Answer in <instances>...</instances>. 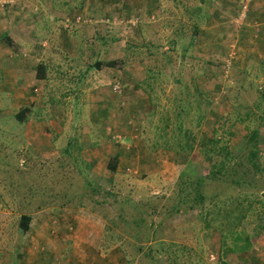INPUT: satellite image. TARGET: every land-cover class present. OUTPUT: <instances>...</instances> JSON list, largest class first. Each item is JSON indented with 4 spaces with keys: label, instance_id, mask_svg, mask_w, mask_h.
<instances>
[{
    "label": "rangeland",
    "instance_id": "1",
    "mask_svg": "<svg viewBox=\"0 0 264 264\" xmlns=\"http://www.w3.org/2000/svg\"><path fill=\"white\" fill-rule=\"evenodd\" d=\"M0 2V264H264V172L248 163L258 132L264 167V28L250 14L254 0ZM119 60L123 71L94 68ZM41 62L63 64L65 82L37 81ZM83 74L94 80L85 89ZM214 131L242 161V178L212 174L227 158L211 153ZM190 135L186 156L178 143ZM182 188L202 201L171 215ZM111 191L131 201L103 219L95 201ZM153 208L164 224L135 256L129 229L141 231L139 210Z\"/></svg>",
    "mask_w": 264,
    "mask_h": 264
},
{
    "label": "trees",
    "instance_id": "2",
    "mask_svg": "<svg viewBox=\"0 0 264 264\" xmlns=\"http://www.w3.org/2000/svg\"><path fill=\"white\" fill-rule=\"evenodd\" d=\"M7 40V38H5ZM4 39V40H5ZM1 42V40H0ZM104 66H107L109 68L112 69H118L123 71L126 67V61L125 60H119V61H112L110 63H97L95 65L94 68H98L99 70H101ZM43 78H46V68L44 65L39 66V70H38V79L43 80ZM31 114V109H24L22 110L19 115H18V119L20 122H26L29 115ZM199 120H202V117H200ZM198 126H202L201 124H198ZM185 126L182 125L180 123V127H179V135L186 134L185 130ZM215 135H214V139L211 140V144L214 145V150L211 152L212 154H216L218 153L219 155H225L227 158L221 160L218 164L214 165V171H212V174H214V176L216 178L221 177V178H229L231 176H229V174L232 173V175H234L235 173L242 178L241 175V171H240V166L242 164V161H238L236 158L234 159L232 156L231 152H227L228 150L231 151L233 150L231 148V146H229L226 142L227 140L224 138H217L218 136V132L214 131ZM187 135V134H186ZM186 140L185 143L183 142H179L178 143V147L180 149L179 152H182L184 154H186V156H189V154L193 151L194 148V143L197 142L196 137L193 138L192 135L187 136V138H184ZM194 142H192L191 141ZM260 142H261V137L258 134V132H255L251 135L250 141L248 142L249 146L251 147L250 149V157L248 159V163L254 167L255 169H257V172H259L261 170V172H264V167H262L261 165L259 166V158H260ZM208 141L206 142L204 140V142L201 143V146L203 147L204 150H206L209 145H208ZM112 166H111V171L112 172H117V168H118V164L120 162V154L116 155L115 157L112 158ZM80 162V160H79ZM244 166V165H243ZM240 167V168H239ZM187 182L185 183V185L189 186L191 185V181L190 179L186 180ZM200 181H197V184H199ZM235 185H240L241 183H237L236 180L234 181ZM102 192H97L95 195L97 194H101ZM179 196V203L177 205H175L173 207V209L170 210L171 215H173L172 213L176 212V214L184 212V211H180L177 210V208H179V206L182 205H188V204H192V208H194V206L198 203H200L202 201V197L200 192L196 193V189L195 191L192 189L190 192L188 193H184L183 188L182 191L180 190V193H178ZM104 198L107 199L108 201H105V203L99 202V201H95V206L98 207L100 209V213H101V217L106 218V219H111L113 218L115 215H118L117 213V203H121V202H127V201H131L130 199H126L127 201H123L121 197H119L118 194H116V192L111 191L108 192L107 194H104ZM53 199H49V201L47 202L49 205H53L52 203ZM152 201L154 199H151ZM134 201V200H132ZM45 202L43 205L40 206V208L45 206ZM176 209V211H175ZM139 212L143 215V219H142V223H141V231H137L135 229H129V231H132L134 233H136L135 235L132 236L133 241L135 240L136 245L133 246L134 247V254L136 255H140L143 252V247L140 244L144 243V242H148L149 240L151 241L150 237H148V233L150 231V235L151 233L155 230V228L157 226H160L162 224H164L162 221V213L159 212V208H153L148 210L147 212L141 211L139 210ZM99 215V214H98ZM171 215H168L166 217H164V220H167ZM158 218V220H157ZM32 217L30 215H24L20 217V227L23 233H28L30 230V225L32 223ZM157 220V221H156ZM156 221V223H155ZM132 227V226H131ZM163 228V227H162ZM162 228H158L162 229ZM127 230V228L125 229ZM163 230V229H162ZM110 231V230H109ZM119 239V238H118ZM125 244V243H124ZM161 247V246H160ZM124 253H125V249H129L126 244L125 246L120 248ZM159 247L156 248V253L158 255V257H161L162 255H160L161 251L158 250ZM163 249V248H162ZM240 252H245L247 250V247H245L244 249H240ZM128 252V251H127ZM236 253H239V251H235ZM131 253V251H130ZM130 253H127L128 256H130ZM126 254V253H125ZM127 257V256H126Z\"/></svg>",
    "mask_w": 264,
    "mask_h": 264
},
{
    "label": "crops",
    "instance_id": "3",
    "mask_svg": "<svg viewBox=\"0 0 264 264\" xmlns=\"http://www.w3.org/2000/svg\"><path fill=\"white\" fill-rule=\"evenodd\" d=\"M227 1H231V0H227ZM199 11H200V9H198ZM256 11L258 12V16L257 15H255V13H256ZM250 14H251V16H253V21L254 22H256L255 20H257V23H260L261 25H262V27L264 28V0H254V5H253V7H252V10L250 11ZM254 16H256L255 17V19H254ZM22 22H24V24H26L28 21H26V20H24V21H22ZM221 28V26H217V27H213V29L214 30H216V31H212L211 29H205L204 27H201L200 28V30L202 29V30H206L207 32H205V33H208V32H217V33H219V32H221V31H223L224 30V28H222V29H220ZM227 28V27H226ZM210 30V31H209ZM261 32H263L264 33V29H263V31H260V33ZM21 33H22V35H21V37H23V38H25L24 40H26V29L25 28H22V30H21ZM29 37H30V35H29ZM1 39V38H0ZM14 39V38H13ZM15 40V39H14ZM18 45L20 46V45H22L21 44V40H19L18 42ZM23 46V45H22ZM44 46V48H47L48 47V45H46V44H44L43 45ZM47 46V47H46ZM2 46L0 45V48H1ZM63 49L65 50V52H67V47H66V45H65V47L63 46ZM26 49L24 48V51H23V53H26ZM62 53H64V51L62 52ZM68 54V53H67ZM25 57H26V55L25 54H23ZM21 58V57H20ZM19 58V60L21 61L22 59H20ZM71 58H72V60H74V56L73 55H71ZM121 58V57H120ZM6 64H8V63H6ZM41 65H44L45 66V68H46V78L44 79L43 78V80H40V79H38V70H39V66H41ZM56 65V69H55V73L56 74H52L53 73V70H54V66ZM62 65L63 64H61V63H54V62H51V63H48V65L47 64H45V63H39L35 68H34V72H35V79L38 81H40V83H42V82H44V85H47V83L48 82H50V83H53V82H55V83H62V82H65V80H66V78H65V76H66V74H65V72H64V68L62 67ZM96 69V71L97 70H99L98 68H95ZM119 71H121V70H119ZM58 74H60L61 76H58ZM84 75H86V74H83L82 75V77H80V79H79V81L80 80H82L83 81V86H84V89L85 88H87L88 87V84H89V82H93L94 80L92 79V77H89V76H87V77H85ZM24 77V75L23 74H19L18 73V75H9V80L11 81V79L13 80V81H15L16 83L17 82H19L20 80H21V78H23ZM65 78V79H64ZM144 79H146V77L144 78ZM140 81H143V79H141ZM81 86V85H80ZM44 87H46V86H44ZM84 89H80V90H82V94H81V97L82 98H80V96H79V99L80 100H77L78 99V96H76V100L77 101H80L82 104H85L87 101L85 100V99H89V95H86V92H85V90ZM16 90L17 89H12L11 91H9V92H11L12 94H14V93H16ZM65 91L66 92H70L71 91V89H70V87H67L66 86V89H65ZM23 109H30V108H27V107H24ZM15 264H20V262H15Z\"/></svg>",
    "mask_w": 264,
    "mask_h": 264
},
{
    "label": "built area",
    "instance_id": "4",
    "mask_svg": "<svg viewBox=\"0 0 264 264\" xmlns=\"http://www.w3.org/2000/svg\"><path fill=\"white\" fill-rule=\"evenodd\" d=\"M0 4H1V2H0ZM246 7H247V5H246Z\"/></svg>",
    "mask_w": 264,
    "mask_h": 264
}]
</instances>
